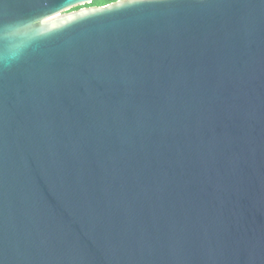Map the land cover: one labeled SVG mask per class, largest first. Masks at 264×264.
Instances as JSON below:
<instances>
[{"label": "water", "instance_id": "1", "mask_svg": "<svg viewBox=\"0 0 264 264\" xmlns=\"http://www.w3.org/2000/svg\"><path fill=\"white\" fill-rule=\"evenodd\" d=\"M0 0V264H264V0Z\"/></svg>", "mask_w": 264, "mask_h": 264}, {"label": "trees", "instance_id": "2", "mask_svg": "<svg viewBox=\"0 0 264 264\" xmlns=\"http://www.w3.org/2000/svg\"><path fill=\"white\" fill-rule=\"evenodd\" d=\"M115 1H118V0H94L91 4V6H101V5H106V4H109V3H112V2H115Z\"/></svg>", "mask_w": 264, "mask_h": 264}, {"label": "rangeland", "instance_id": "3", "mask_svg": "<svg viewBox=\"0 0 264 264\" xmlns=\"http://www.w3.org/2000/svg\"><path fill=\"white\" fill-rule=\"evenodd\" d=\"M92 6L89 5V4H86V5H81L80 7H74V8H71L69 10H65L63 11L62 13H67V12H72V11H77V10H81V9H88V8H91Z\"/></svg>", "mask_w": 264, "mask_h": 264}]
</instances>
